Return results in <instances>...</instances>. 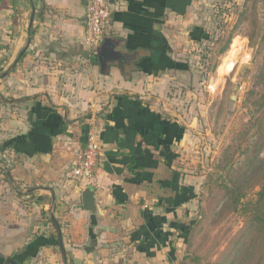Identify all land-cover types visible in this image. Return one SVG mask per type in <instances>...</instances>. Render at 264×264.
<instances>
[{"label":"crops","instance_id":"obj_1","mask_svg":"<svg viewBox=\"0 0 264 264\" xmlns=\"http://www.w3.org/2000/svg\"><path fill=\"white\" fill-rule=\"evenodd\" d=\"M202 3L109 0L119 57L104 75L85 0H0V264H180L200 181L175 102L209 41ZM91 123L102 157L85 210L64 173Z\"/></svg>","mask_w":264,"mask_h":264},{"label":"rangeland","instance_id":"obj_2","mask_svg":"<svg viewBox=\"0 0 264 264\" xmlns=\"http://www.w3.org/2000/svg\"><path fill=\"white\" fill-rule=\"evenodd\" d=\"M199 6L209 41L195 52L194 82L175 102L190 130L179 155L200 181L180 264L211 263L242 228L244 206L256 201L258 188L235 213L219 222L217 213L228 200L229 176L242 171L252 153L258 119L264 125V106L256 104L264 91V0H204Z\"/></svg>","mask_w":264,"mask_h":264},{"label":"trees","instance_id":"obj_3","mask_svg":"<svg viewBox=\"0 0 264 264\" xmlns=\"http://www.w3.org/2000/svg\"><path fill=\"white\" fill-rule=\"evenodd\" d=\"M200 38L208 39V35L201 34ZM263 75L264 67L260 78ZM256 104L264 106V91ZM260 123L261 119H258L256 139L252 143V153L248 156L246 166L242 171L230 175L228 181L231 186L224 187L228 200L217 213L218 222L235 213L249 191L256 188L257 199L250 207L244 206L247 213L242 228L228 240L224 249L209 264H264V156L261 157L264 148V125L260 126ZM49 222L52 223L51 219ZM55 246H58L57 239Z\"/></svg>","mask_w":264,"mask_h":264},{"label":"built area","instance_id":"obj_4","mask_svg":"<svg viewBox=\"0 0 264 264\" xmlns=\"http://www.w3.org/2000/svg\"><path fill=\"white\" fill-rule=\"evenodd\" d=\"M85 43L89 53L95 55L99 43L110 28L111 6L109 0H85ZM242 91V87H239ZM79 160L65 170L66 181L78 184L82 189L92 190L96 186V170L101 163V129L91 123Z\"/></svg>","mask_w":264,"mask_h":264},{"label":"water","instance_id":"obj_5","mask_svg":"<svg viewBox=\"0 0 264 264\" xmlns=\"http://www.w3.org/2000/svg\"><path fill=\"white\" fill-rule=\"evenodd\" d=\"M116 44H117L116 40L109 37H104L96 48L94 58L97 59V63L100 67V71L104 75L108 74V63L114 61L119 57L118 53L115 51ZM81 202H82V207L85 210H92L94 208V192L90 189L83 190L81 194ZM56 228L58 230V237H57L58 245L60 247L62 254L64 255V250L62 247V239L57 225ZM3 264H19V263L13 258H7Z\"/></svg>","mask_w":264,"mask_h":264}]
</instances>
